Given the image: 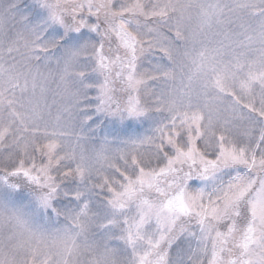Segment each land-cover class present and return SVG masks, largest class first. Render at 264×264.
I'll use <instances>...</instances> for the list:
<instances>
[{
    "label": "snow or ice",
    "instance_id": "6c2138e0",
    "mask_svg": "<svg viewBox=\"0 0 264 264\" xmlns=\"http://www.w3.org/2000/svg\"><path fill=\"white\" fill-rule=\"evenodd\" d=\"M0 264H264V0H0Z\"/></svg>",
    "mask_w": 264,
    "mask_h": 264
}]
</instances>
